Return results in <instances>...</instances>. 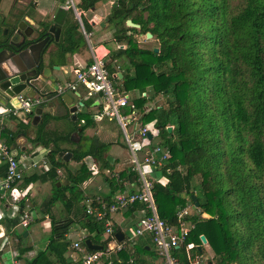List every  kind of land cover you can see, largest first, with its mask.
Returning a JSON list of instances; mask_svg holds the SVG:
<instances>
[{
    "label": "trees",
    "instance_id": "trees-1",
    "mask_svg": "<svg viewBox=\"0 0 264 264\" xmlns=\"http://www.w3.org/2000/svg\"><path fill=\"white\" fill-rule=\"evenodd\" d=\"M99 1L80 0V5L89 11ZM130 1L133 5L119 0L117 8H112L113 36L124 46L113 52V59L126 60L119 71H134L132 76L123 74L124 91L141 93L154 87L165 105L156 127L170 157L164 166L154 167L149 176L155 212L161 220L174 224L176 209L185 205L186 197L195 194L200 213L207 215L192 218L195 230L188 234L184 245L173 251L174 258L180 264H189L186 245H200L199 236L204 235L217 264H264V0ZM126 20L140 25V29L127 28ZM127 31L150 33L158 41V52L141 50ZM81 37L78 26L68 21L62 33L64 51L69 53L70 48L81 45ZM109 67L106 64L116 81L114 69ZM147 99V95L140 96L131 105L142 111ZM155 115L156 110L150 108L141 121L149 123ZM68 117V113L63 117L43 114L33 138L29 134L31 125L14 116L9 119L16 123L17 130L1 129L7 148L22 135L31 144L49 149V168L41 173L42 179L52 183L45 206L50 208L61 202L72 217L50 218L46 249L26 264H68L70 243L66 235L73 219L89 233L84 239L106 247L103 222L85 215L84 206L80 205L83 195L79 186L90 178L91 165H96L101 175L106 170L117 175L112 179L103 176L108 184L103 197L106 202L136 177L126 145L122 157L110 162L107 154L113 143L85 135L93 123L89 115L79 114L67 135L46 129L50 121ZM169 125L173 126L170 133ZM72 133H77V144L70 140ZM82 139L90 140L86 149L81 148ZM60 152H70L71 161L79 164L78 168L71 170L58 156ZM57 169L63 171L67 186L56 187ZM5 170L6 165L2 164L0 177ZM194 178L199 179L197 185L192 183ZM20 206L22 209V202ZM131 211L144 216L151 213L140 203H135ZM16 224L14 220L9 227ZM193 252L199 253L197 248ZM154 255L141 243L119 253V261L111 260L112 264H128L132 258L133 264H147L144 257Z\"/></svg>",
    "mask_w": 264,
    "mask_h": 264
},
{
    "label": "built area",
    "instance_id": "built-area-1",
    "mask_svg": "<svg viewBox=\"0 0 264 264\" xmlns=\"http://www.w3.org/2000/svg\"><path fill=\"white\" fill-rule=\"evenodd\" d=\"M61 7L66 11L72 9L75 20L79 21L82 26V13L77 10L74 0H64ZM81 32L85 35L82 27ZM105 58L106 56L98 57L92 54L90 64L82 69L75 70L73 78L57 85L54 91L56 97H60L66 92L78 95V88L82 87L86 90L87 95L97 96L99 110L94 120L100 122L106 117L109 120L113 118L116 120L122 130L125 145L132 160L131 170L136 176L133 182H128L122 189L118 190L109 202H106L103 198L85 197L83 205L85 215L92 217L97 222H103L102 238L107 240V243L101 251H87L81 243L73 244V249L80 255L78 264H112V258L118 260L119 253L131 250L135 240L145 235L150 237L153 251L162 259V264H180L174 258L173 251L184 245L188 234L195 230V223L192 222V218H205L207 215L200 213L199 208L193 205L189 196L185 198V205L176 209L174 224H169L157 216L153 206L152 184L149 176L154 167H162L168 162L169 149L161 143L160 131L156 127V122L154 120L149 123L141 121V118L150 109L136 110L130 104L126 93L115 86L106 68V63H104ZM17 99L19 103L12 109L0 108V118L10 116L18 118L20 112L27 114L31 111L32 106L46 104V100L42 101V99L35 97L24 101L21 95H18ZM120 109H127V112L121 116ZM148 134L151 135V139L147 138ZM0 161L6 165L4 176L0 177V191L3 192V197L9 195L11 203L16 205L21 201V195L13 193L12 189L24 178L26 169L36 167L37 162L31 161L26 167L22 166L2 142H0ZM41 163L42 166L49 168L47 160L43 159ZM89 172L90 177L99 174L98 168L94 164L89 167ZM56 173L62 176L61 169H57ZM104 173L107 179L117 178V175L109 170ZM135 203L145 205L151 213L149 216L142 215L139 217L136 224L129 230V235L118 242L114 237L115 232L111 223V216L130 210ZM32 222V216L25 211L20 214L16 226L26 229ZM207 245L201 243L200 245L194 243L186 245L189 264H217L215 260L208 261L202 258V253L193 252L197 246L203 248ZM133 261L132 258H129L127 263L133 264ZM10 262L11 264H17L14 259ZM0 264L3 263L0 262Z\"/></svg>",
    "mask_w": 264,
    "mask_h": 264
},
{
    "label": "crops",
    "instance_id": "crops-1",
    "mask_svg": "<svg viewBox=\"0 0 264 264\" xmlns=\"http://www.w3.org/2000/svg\"><path fill=\"white\" fill-rule=\"evenodd\" d=\"M13 1L14 0H2L1 8L5 11H8L11 8V4ZM16 1L18 3V9H20V16L32 26L41 24L42 20H44L47 16L53 14L58 7H61L59 3L60 0ZM112 1L113 0H101L96 3L94 12H92V8L88 11L90 12V14L92 13V15L88 17V25L92 20L98 25L104 17L109 15L110 9L113 8ZM78 3L80 4V0H78ZM0 26L2 27V25ZM84 31L85 35L83 34V36L85 37L84 39L87 42V45L89 44V49L86 47V45H81L80 49H77L74 46L72 48L69 47L72 51H69V53H67V63H60V71L52 72L53 76L61 82L72 79L75 70L82 69L90 64L92 61V54H95L98 57L109 55V50L103 45L105 42H110L114 46H120L121 42L117 41V39H115V37L113 36L114 29L110 30L109 28H107L101 30L96 26L95 28L90 27V30L88 31ZM129 33V31L126 32L128 36H130ZM86 34L88 35L87 37ZM92 43L95 45L94 48L91 47ZM120 47L124 46L121 45ZM120 65H122V62L116 61L115 67L112 68L114 69V74L116 77L118 73L121 74V78L117 77V80L121 81L124 72L119 71L118 68ZM114 84L116 85L115 82ZM80 88L81 87L78 88L79 97L77 94L66 92L72 98L74 105L79 106L80 102L84 104L82 108H78L75 121H77L79 114L84 113L86 115H89L93 123L91 128H88L85 131V135L88 137H96L101 141V139L99 138V133L101 130L97 128V121L94 120L99 110L97 96L82 93ZM135 93L137 95L136 99L140 96L147 95L145 91L140 93V91L137 90ZM142 93L144 94L142 95ZM53 98L54 97H52L51 100H46L45 106H47L48 103L52 102ZM86 103H89V105H87ZM55 108L51 109L49 113L50 115L63 117L66 113H68V107L64 104H59L58 106H55ZM7 109H9V107H7ZM75 121L71 120L70 117H68V119L52 120L47 124L46 129L52 132L67 135L68 133L72 132V123ZM24 123H29V121H24ZM83 124L84 121L81 120L80 125ZM30 125L31 130L29 134L30 137L33 138L35 126L39 125V123H37L36 125ZM2 128L8 129L12 132H15L17 130L16 123L13 120L9 119V117L0 118V142L2 143H4V139L1 137ZM75 134L76 133H72L70 138H75ZM12 145L15 146V150L17 151V155L15 158H17V156H21V159L18 160L22 166L26 167L31 161L37 162V166L26 169L24 178L19 181L12 189L13 193L21 195V201L18 204L13 205L11 203L9 195L3 197V192L0 191V246H3L1 252H7L10 256V260L14 259L17 264H26L27 261L36 256L37 252L46 249L49 243V236L51 231L50 218L63 220L65 218L72 217L71 214H68L67 210L61 202L55 203L50 208H47L45 206L52 193V183L50 180L42 179L41 173L47 171L48 168L42 166L41 160H47L46 155L49 152V149H44L43 147L31 144L29 140H27L22 135L17 136L14 139V143ZM26 145L32 146V150L21 151V148L25 147ZM63 146L68 148L67 145ZM38 154H40L39 159L34 160V157ZM107 158L110 162H112L114 159L118 158V155H112L111 157L107 155ZM85 162L88 163L90 161L86 159ZM67 163L68 167L71 170H75L78 168L77 165L79 166V164L71 161V159ZM2 164L3 163L0 161V166ZM103 175L104 177H106L105 173H103ZM103 175L99 173L97 176H92L79 186V190L83 195V201L80 203V205H84L85 197L103 198L107 194L108 184L104 180ZM36 177L38 178L37 181L33 182ZM56 178L59 180L56 182V184L58 182L64 181L65 179L63 171L62 176H59L57 174ZM66 195L68 196V193H66ZM21 202L24 205L22 209H20ZM25 211L29 212V214L32 216L33 222L26 229H22L16 226L17 224L14 227L10 228V223L14 220H17L18 223L20 214ZM79 214L81 215V213ZM141 216L142 214L139 213V211H131V209L113 215L111 216L113 229L118 228L117 231H121L123 236L126 237L129 235V230L136 224L137 220ZM73 220L74 224L71 226L69 232L66 235V240L70 243V249L66 253L68 264H76L77 260L80 259L79 253L75 249H73V244L81 243L82 240L87 235H89V233L85 229H81L78 226V224L76 223V219ZM132 224L134 225L130 227V225ZM141 243H144L147 248H150L151 251L155 253L153 251L149 236L145 235L137 238L134 242V245H138ZM144 259L146 260L147 264H162L163 262L162 259H160L156 254L154 255V257L145 256Z\"/></svg>",
    "mask_w": 264,
    "mask_h": 264
},
{
    "label": "water",
    "instance_id": "water-1",
    "mask_svg": "<svg viewBox=\"0 0 264 264\" xmlns=\"http://www.w3.org/2000/svg\"><path fill=\"white\" fill-rule=\"evenodd\" d=\"M119 0H113V8H117ZM92 12L95 8L93 7ZM112 8L110 9V13ZM69 21L68 11L62 7H58L53 14L47 16L41 21V24L32 26L25 19H20L11 26L10 35L8 30H4L3 35L0 36V107L12 109L17 106L19 100L18 95H21L22 100L28 98H38L45 100H51L45 106L43 103L37 106H32L31 111L27 114L20 112L18 119L26 121L32 125L43 122L42 115L49 114L51 109L59 104H64L68 107V113L71 120H76V113L78 108H82L84 104L80 102L79 106L73 104L72 98L67 94H63L60 97H56L54 94L57 85H61L63 82L55 78L52 72L60 71V63H67V52L62 40V33ZM107 17L97 25L93 20L89 23L91 28L96 26L101 29L108 28ZM125 26L133 28L135 30L140 29V25L133 23L131 20H126ZM78 32L79 29H78ZM152 35L150 33L145 34L146 39H150ZM83 38V37H82ZM85 38V37H84ZM82 44V42H81ZM81 45L77 46L80 49ZM154 52L157 53L158 49L155 48ZM107 59H104L106 63ZM118 78H121V74H117ZM56 110V108H55ZM55 112V111H54ZM172 127H167V131L170 133ZM80 132L78 129L77 133ZM71 137V142L77 143L79 141L77 137ZM148 139H151V135H147ZM11 155L15 158L17 151L15 146L12 145L9 148ZM32 150V146L26 145L21 148V151ZM58 156L63 162L67 163L72 158L70 152H60ZM68 181L64 180L58 182L56 187L67 186ZM190 200L196 208H199V203L194 194L190 195ZM115 239L120 242L124 236L121 231L115 232ZM199 240L202 245L207 244L204 235L199 236ZM84 246L90 251H101L103 247L99 244H94L89 239H84ZM197 251L202 253L203 248L197 246Z\"/></svg>",
    "mask_w": 264,
    "mask_h": 264
},
{
    "label": "rangeland",
    "instance_id": "rangeland-1",
    "mask_svg": "<svg viewBox=\"0 0 264 264\" xmlns=\"http://www.w3.org/2000/svg\"><path fill=\"white\" fill-rule=\"evenodd\" d=\"M63 1L64 0H60L59 1L60 5L63 4ZM74 2H75V6H76L77 10L82 13V15H81L82 26H81L79 21L75 20L72 9L68 12V18H69L70 22H72L73 24H76L78 26V28L80 29L79 34L83 37V38L81 37L82 38V44L81 45H84V46L86 45V47L88 48L89 44L87 45V42L84 39L83 32H81V27L84 30H86V31L90 30V27L88 25V17H90L92 15V13L90 14V12L84 11L82 6L78 3V0H74ZM127 28H129V27H127ZM131 29H133V28H131ZM133 30H135V29H133ZM129 32H130L129 33L130 36L132 37V40H134V42L137 43L138 47L141 50L148 49L150 51V50H152V48H157L158 47V41L156 40V38L151 37L150 39H146L144 35H138L134 31H129ZM111 35H112V33H111ZM103 45L109 50L110 53L115 50V46L112 43H110V42H105ZM91 47L94 48L95 45L92 43ZM115 60H117L118 62H122V65L126 64V60L124 59V57L116 58ZM110 69H111V71H113L112 68H110ZM128 71L129 72H126V71H123V72H124L125 75H127V73H129V75H131V76L134 74L133 69H130ZM114 82L117 85V86L116 85L115 86L118 87V89L120 91L126 93V96L128 97V100H129L130 104H132V102L134 100H136V96L137 95H136L135 92L137 90L124 91L122 89L120 80H116ZM80 89H81L82 93H87L84 88L82 89V87H81ZM145 93L147 94L148 99H147V103L143 106L142 110L150 109V108L156 110V115L154 116V121L157 122L158 114L160 113L161 110H163L165 108V105L163 103V98L161 97L160 94H157V89L154 88V87L146 88L145 89ZM143 94L144 93H142V95ZM86 104L89 105V103H86ZM159 108H160V110H159ZM126 112H127V109H122V110L120 109L119 110V113H120L121 116H123ZM96 123H97V125H96L97 128L99 130H101L100 133H99V138L101 139V141H103L105 143L112 142L113 145H114L113 147L110 148V150H109L107 155L110 156V157L112 155H116V156L118 155V157H122V154H123V151H124L123 146H125L126 143H125V139H124V135L122 133V130L118 126L116 120L114 118L109 120L106 117L104 120H102L100 122H96ZM169 127H173V126L169 125ZM89 143H90L89 139H86V140L82 139L81 142H80L81 148L82 149H86L88 147ZM39 157H40V154L36 155L34 157V160H38ZM15 159L17 161H19L18 159H21V156H17V158H15ZM77 167H78V165H77ZM198 181H199L198 178H194L192 183L194 185H197ZM134 224L130 225V227H132ZM205 225H206V223L204 222L203 226H205ZM125 230H126V228H125ZM2 248H3V246L0 247V262L3 263V264H11L10 256L8 255L7 252H4V251L1 252ZM203 249H204V251H202V258H205L208 261H210V260L214 261L215 260L214 254H213L212 250L209 248V246L208 245L204 246ZM120 257H125V255L124 254H120Z\"/></svg>",
    "mask_w": 264,
    "mask_h": 264
},
{
    "label": "flooded vegetation",
    "instance_id": "flooded-vegetation-1",
    "mask_svg": "<svg viewBox=\"0 0 264 264\" xmlns=\"http://www.w3.org/2000/svg\"><path fill=\"white\" fill-rule=\"evenodd\" d=\"M1 4H2V0H0V25H2V27L0 28V36L3 35V32L6 29L8 30L7 35H10L11 26L14 23H16L18 20L22 19V17L20 16V9H18V6H17L18 3L16 0H14L12 2L11 8L8 11L3 10L1 8ZM127 5L130 6V5H133V3L130 0H128ZM111 14H112V12L106 16L109 19L108 28L110 30H111V23H110ZM119 49H120V46L116 45L115 50L113 52H117ZM154 49L155 48H152L153 51H154ZM145 50L149 51L148 49H145ZM113 52L109 53V55H107L105 58V59H107L106 64L109 65L110 67H115L116 61H117V60L113 59Z\"/></svg>",
    "mask_w": 264,
    "mask_h": 264
}]
</instances>
